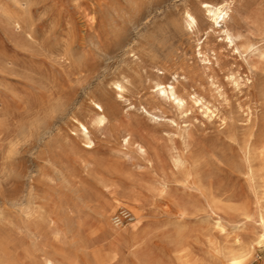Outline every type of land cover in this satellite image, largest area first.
Instances as JSON below:
<instances>
[{"label": "rangeland", "instance_id": "374dc122", "mask_svg": "<svg viewBox=\"0 0 264 264\" xmlns=\"http://www.w3.org/2000/svg\"><path fill=\"white\" fill-rule=\"evenodd\" d=\"M202 1L229 2L224 27ZM157 82H174L185 106ZM91 98L108 112L103 127ZM263 205L264 0H0V264L49 253L63 264H227L233 254L264 264Z\"/></svg>", "mask_w": 264, "mask_h": 264}, {"label": "bare ground", "instance_id": "6f19581e", "mask_svg": "<svg viewBox=\"0 0 264 264\" xmlns=\"http://www.w3.org/2000/svg\"><path fill=\"white\" fill-rule=\"evenodd\" d=\"M231 2V1H230ZM202 3H203V8H204V5L205 4H210V5H212L211 7H209V8H207V9H205L204 8V11L207 13V15L209 16V18L212 20V22L214 23V24H217V26H218V24L220 25V27H224V23H225V20H226V18L230 15L229 13V11H230V6H229V2H222V3H218V2H214V1H202ZM201 3V4H202ZM220 5H223V6H220ZM186 11V10H185ZM186 13V22H187V24L190 26V27H192L191 25H193V24H196V22H197V18L195 19V16L191 13V12H189V11H187V12H185ZM194 13V12H193ZM203 13V12H202ZM204 14V13H203ZM7 15V14H6ZM4 16V15H3ZM189 16H191L193 19H189ZM203 16H205V15H203ZM10 17V16H9ZM8 16H7V19L9 18ZM221 17H226L225 19H221ZM230 17V16H229ZM228 17V18H229ZM11 18L13 19V17L11 16ZM14 18H16L15 16H14ZM205 18H207L206 16H205ZM6 19V18H5ZM10 19V18H9ZM18 20V19H17ZM209 20V19H208ZM9 21V20H8ZM16 21V20H15ZM14 21V22H15ZM5 22H7V21H5ZM10 22H11V20H10ZM19 22V21H18ZM18 22H16L17 24H18ZM212 22H211V25H212ZM9 23V22H8ZM13 24V23H12ZM16 24V25H17ZM15 25V26H16ZM223 25V26H222ZM194 26V25H193ZM18 27V26H17ZM214 27V26H213ZM15 28V27H14ZM216 28V27H215ZM218 28V27H217ZM229 28V27H228ZM214 29V28H213ZM222 29V28H221ZM219 30H220V28H219ZM219 30H218V32H219ZM222 32L225 34V37H223V39H225V38H229V39H227V40H229L231 43H233V39L231 38V34L229 33V31L226 29V28H223L222 29ZM233 40V41H232ZM226 41V40H225ZM235 43V42H234ZM232 45V44H231ZM233 46V45H232ZM200 48V47H199ZM235 48V47H234ZM201 49V48H200ZM237 50V49H236ZM199 52H200V50H199ZM198 52V53H199ZM205 55V54H204ZM205 58H206V55H205ZM78 59V58H77ZM207 59V58H206ZM208 60V59H207ZM122 75V74H121ZM121 77V76H120ZM119 80H121V79H119ZM127 80V79H126ZM125 80V81H126ZM130 80V79H129ZM124 81V82H125ZM172 82V81H171ZM111 83V82H110ZM174 83V82H173ZM173 83H167V84H164V83H161V82H157L156 83V86H157V94L159 95V93H166V94H170V96H172L173 97V99H172V101L174 100L176 103V107L178 106V107H182L183 105L185 106V104H184V99L178 94V92L176 91V89H175V86H174V84ZM109 84V83H108ZM107 84V85H108ZM112 84H114V90H115V92H116V94H117V99H123L124 98V92H125V86H124V84L122 83V81H115L114 83H112ZM100 86H102V85H100ZM103 87V86H102ZM102 87H100V88H102ZM112 87V88H113ZM99 88V87H98ZM99 90V89H98ZM101 90V89H100ZM99 90V91H100ZM104 90V89H103ZM102 90V91H103ZM107 90V89H106ZM105 90V91H106ZM105 91H103V93L105 92ZM109 93V92H108ZM126 93V92H125ZM156 93V92H155ZM92 94V93H91ZM95 94H96V92H95ZM99 94H102L101 92L99 93ZM107 94V93H106ZM193 94V93H192ZM102 95H104V94H102ZM100 96V95H99ZM109 97H110V95H108ZM91 97V96H90ZM94 97V96H93ZM113 97V96H112ZM114 97H115V95H114ZM171 97V98H172ZM194 97V96H193ZM89 98V97H88ZM94 98H96V97H94ZM196 98H197V96H196ZM195 98V99H196ZM92 99V98H91ZM97 99V98H96ZM98 99H99V97H98ZM97 99V100H98ZM109 99V98H108ZM113 99V98H112ZM125 99V98H124ZM159 99V98H158ZM115 100V99H114ZM161 100V99H160ZM159 100V101H160ZM168 100V99H167ZM171 100V99H170ZM169 100V101H170ZM187 100V99H186ZM193 100V99H192ZM202 100V99H201ZM88 101H90V100H88ZM93 101V102H92ZM92 101H90L89 102V104L92 102L93 104H94V107L95 108H93L92 106V104H91V106H90V108L92 107L93 109H95V117H94V119H93V123L94 124H96V126H98V127H103V126H105L108 122H109V115H108V112H107V110L105 109V107L103 106V104L101 103V102H99V101H96V100H94V99H92ZM117 101V100H116ZM124 101V100H123ZM198 101V100H197ZM103 102V101H102ZM122 102V101H121ZM128 102V101H127ZM198 102H200V101H198ZM196 103V102H195ZM203 103H204V100H203ZM88 104V105H89ZM125 104H126V101H125ZM139 104V103H138ZM174 104V103H173ZM172 104V105H173ZM87 105V104H86ZM87 105V106H88ZM97 105H99V107H97ZM106 105V104H105ZM124 105V104H123ZM122 105V106H123ZM135 105V104H134ZM134 105H133V107H134ZM208 105V104H207ZM116 106V105H115ZM137 106V105H136ZM140 106V105H139ZM145 106V105H144ZM143 105H142V110H143V112L145 113V114H152V113H150L149 112V110L147 109V108H145ZM204 106V105H203ZM117 107V106H116ZM126 108H127V106H125ZM129 107V106H128ZM208 107V106H207ZM84 108V107H83ZM85 108H86V106H85ZM88 108V107H87ZM184 108V107H183ZM116 109V108H115ZM114 109V110H115ZM128 109V108H127ZM185 109H187V107L185 108ZM185 109H184V111H185ZM80 110H86V109H80ZM88 110V109H87ZM90 110H92V109H90ZM118 110V109H117ZM139 110V109H138ZM202 110V109H201ZM207 110H209L208 108H207ZM79 111V110H78ZM125 112H126V110H124ZM152 111V110H151ZM182 111V110H181ZM183 111V112H184ZM188 111V110H187ZM213 111V110H212ZM80 112V111H79ZM91 112V111H90ZM120 112H121V110H120ZM136 112V111H135ZM84 113V112H83ZM93 113V112H92ZM139 113V112H138ZM143 113V114H144ZM179 113V112H178ZM210 113V112H209ZM212 113V112H211ZM85 114V113H84ZM91 114V113H90ZM90 114H89V116H90ZM118 114V113H117ZM126 114V113H125ZM180 114V113H179ZM206 114V113H205ZM210 116H211V114H209ZM212 115H214V114H212ZM80 116H81V114H80ZM148 116V115H147ZM152 117H153V115H151ZM82 117V116H81ZM87 117V116H86ZM149 117V116H148ZM85 118V117H84ZM128 119V118H127ZM49 120V119H48ZM74 120V119H73ZM125 120V119H124ZM150 120V119H149ZM155 120V119H154ZM52 121V120H51ZM76 121H78V120H76ZM151 121V120H150ZM153 121V120H152ZM162 121V120H161ZM84 122V121H83ZM83 122H80V120L78 121V130H76V131H78L79 132V135H78V137L80 138V135L83 137V138H85L86 139V143H87V146H84V147H86V148H89L90 147V144H91V138H90V136L92 137V135H89V129L87 128L88 126H86ZM74 123V122H73ZM155 123H156V121H155ZM159 123V122H158ZM89 125H91V124H89ZM139 125V124H138ZM137 125V126H138ZM74 126H75V124H74ZM91 127V126H90ZM124 127V126H123ZM176 127H177V125H176ZM138 128V127H137ZM74 129H76V127L74 128ZM183 129H185V128H183ZM106 130V129H105ZM121 130V129H120ZM118 131V130H117ZM122 131V130H121ZM72 132V131H71ZM96 132H97V130H96ZM120 132V131H119ZM91 133V132H90ZM100 133V132H99ZM121 133V132H120ZM125 133V132H124ZM124 133L121 135V136H123L120 140H122V143H123V141L125 142V143H129L130 142V140H131V135L129 134V133H126L125 135H124ZM75 134H77V132L75 133ZM111 135H112V133H111ZM116 135V134H115ZM115 135H112V136H115ZM182 135H183V133H182ZM118 136V135H117ZM153 136V135H152ZM68 137V136H67ZM110 137V136H109ZM155 137V136H154ZM75 138H77V136L75 137ZM115 138V137H114ZM118 138V137H117ZM116 138V139H117ZM134 138V137H133ZM132 138V139H133ZM93 139V138H92ZM65 140V139H64ZM68 140H69V138H68ZM80 140H81V138H80ZM117 140H119V138L117 139ZM85 141V140H84ZM135 141V140H134ZM70 142V141H69ZM80 142V141H79ZM94 142V141H93ZM121 142V141H120ZM120 142H117V143H119L120 144ZM66 144H67V141H66ZM73 144V143H72ZM69 145V144H68ZM83 145H84V143H83ZM94 145H95V143H94ZM130 145V144H129ZM132 146H133V144H131ZM137 145V144H136ZM139 145V147H138V149H140L141 151H144V148H143V146L142 145H140V144H138ZM189 145V144H188ZM67 146V145H66ZM92 146V145H91ZM145 146V145H144ZM93 147V146H92ZM91 147V148H92ZM146 147V146H145ZM68 148V147H67ZM71 148V147H70ZM69 148V149H70ZM75 148H76V145H75ZM124 148V147H123ZM127 148V147H126ZM90 149V148H89ZM135 149L136 148H134V151H135ZM147 148H145V150H146ZM72 151L71 152H73L74 150L73 149H71ZM80 150H82V149H80ZM147 151H148V149H147ZM68 152V151H67ZM70 152V153H71ZM77 152H79V153H81L79 150L77 151ZM77 152L75 151V154H77ZM82 153H84V152H82ZM139 153V152H138ZM141 153V152H140ZM13 154V153H12ZM145 154H147V153H145ZM175 154V153H174ZM174 154H172V155H174ZM10 155V154H9ZM78 155V154H77ZM139 155V154H138ZM180 155V154H179ZM80 155H78V157H79ZM84 157H85V155H83ZM140 156V155H139ZM181 156V155H180ZM179 156V157H180ZM141 157H143V155L141 156ZM178 157V156H177ZM179 157H178V159H179ZM88 159H89V157H87ZM172 158V157H171ZM80 159H83V158H79V160ZM85 159V158H84ZM83 159V160H84ZM147 159V158H146ZM173 159V158H172ZM181 159H182V156H181ZM180 159V160H181ZM79 160H78V162H79ZM171 160V159H170ZM97 161V160H96ZM95 161V162H96ZM149 161H151L150 159H149ZM182 161V160H181ZM90 162V161H89ZM94 162V163H95ZM152 162V161H151ZM183 162H184V159H183ZM98 163V162H97ZM181 163V162H180ZM116 164V165H115ZM115 164H112V165H115V166H117V163H115ZM96 165V164H95ZM99 165V164H98ZM119 165V164H118ZM97 166V165H96ZM99 166H102V165H99ZM98 166V167H99ZM85 167H86V165H85ZM101 168V167H100ZM117 168V167H116ZM14 173V172H13ZM107 174V173H106ZM107 178V176H103V178ZM126 179V178H125ZM100 180V179H99ZM107 180V179H106ZM132 180V179H131ZM101 181V180H100ZM99 181V182H100ZM110 181V180H109ZM135 181V180H134ZM165 181V180H164ZM112 182V181H111ZM123 182V181H122ZM105 183V182H104ZM124 183V182H123ZM140 183V182H139ZM100 184H102V183H100ZM109 184H110V182H109ZM116 184V183H115ZM130 184V183H129ZM157 184V183H156ZM107 185V184H106ZM131 185H134V184H131ZM130 185V187H132V189H133V187L134 186H136V185H134V186H131ZM143 185V184H142ZM167 185V184H166ZM126 186V185H125ZM137 187V186H136ZM165 187H167V186H165ZM119 188H120V186H119ZM154 188H156V187H154ZM122 189V188H121ZM129 189V188H128ZM166 189V188H165ZM119 190V189H118ZM164 190V189H163ZM104 191H106V189L104 190ZM125 191H127V190H125ZM102 192V191H101ZM109 192V191H108ZM119 192V191H118ZM121 192V191H120ZM116 193V192H115ZM123 193V192H122ZM134 193V192H133ZM162 195V194H161ZM137 196V195H136ZM102 197V196H101ZM113 197V196H112ZM132 197V196H131ZM140 197V196H139ZM120 198V197H119ZM118 198V199H119ZM105 199V198H104ZM114 201V200H113ZM127 201V200H126ZM109 202V201H108ZM32 203V202H31ZM115 203H117L118 204V202H115ZM124 203V202H123ZM122 203V204H123ZM30 204V203H29ZM110 204V203H109ZM113 204V203H112ZM121 204V203H120ZM102 205V204H101ZM125 205H126V203H125ZM104 206V205H103ZM111 206V205H110ZM123 206V205H122ZM264 206V205H263ZM105 207V206H104ZM103 207V208H104ZM128 207V206H127ZM126 207V208H127ZM131 207V206H130ZM130 207H128V208H130ZM106 208V207H105ZM104 208V209H105ZM137 208V207H136ZM212 208V207H211ZM60 210H62V208H59ZM110 210V209H109ZM133 210V209H132ZM105 211V210H104ZM131 211V210H130ZM261 211V210H260ZM28 213L29 211H25V213ZM32 212H34V211H32ZM46 212V211H45ZM45 212H41V213H43V214H45ZM59 212V211H58ZM123 212V211H122ZM128 212V211H127ZM126 212V213H127ZM49 213V212H48ZM47 212H46V214H48ZM51 213L52 212H50V215H51ZM61 213V212H60ZM63 213H65V212H63ZM105 213V212H104ZM104 213H103V216H105L104 215ZM125 213V214H126ZM263 213V215H264V212H262ZM53 214V213H52ZM58 215V214H57ZM133 215V214H132ZM245 215H247V214H245ZM263 215H261V216H259L260 217V221H261V224H262V226H264V216ZM31 216H32V213H31ZM34 216V215H33ZM48 216H49V214H48ZM52 216V215H51ZM54 216H55V213H54ZM53 216V217H54ZM214 216H216V215H214ZM220 216V215H219ZM26 217H24V219H25ZM40 218V217H39ZM42 219L44 218L43 216L41 217ZM40 218V219H41ZM50 218V217H49ZM59 218H61L60 216H59ZM107 218H108V216H107ZM121 218H122V214H117V213H114V214H112V216H111V220H112V224L114 225V226H117V225H119L120 224V222H121ZM132 218H134V217H132ZM23 219V220H24ZM33 219V218H32ZM45 219V218H44ZM43 219V220H44ZM139 219V218H138ZM29 220V219H28ZM35 220H37V222L39 221V219L38 218H36ZM42 220V221H43ZM48 220V219H47ZM58 220V219H57ZM61 220V219H60ZM106 220V219H105ZM110 220V221H111ZM136 220V219H135ZM214 220V219H213ZM33 221V220H32ZM52 221V220H51ZM59 221V220H58ZM58 221H54V222H56V224H58L57 222ZM27 223H28V221H26ZM26 222H24V223H26ZM36 222V221H35ZM36 222V223H37ZM40 222V221H39ZM60 222V221H59ZM108 222V221H107ZM107 222H106V225H107ZM216 222V221H215ZM23 223V222H22ZM21 223V224H22ZM43 223V222H42ZM44 223H45V220H44ZM62 223V222H61ZM65 223V222H64ZM29 224V223H28ZM40 224H41V222H40ZM47 224L48 223H46V226H47ZM23 225V224H22ZM35 225V224H34ZM43 224H41V226H42ZM62 226H63V223L61 224ZM66 225V224H65ZM23 226H25V225H23ZM48 226H50V225H48ZM59 226H60V224H59ZM67 226V225H66ZM66 226H64V229H65V227ZM109 226V225H108ZM128 226V225H127ZM29 227H33V226H31V224H30V226ZM51 227V226H50ZM103 227H105V226H103ZM33 228H36L37 229V226H35V227H33ZM40 229H42L43 227H39ZM39 228L37 229L38 231H39ZM47 228V227H46ZM52 229H53V225H52V227H51ZM108 228V227H107ZM4 229H6V228H4ZM3 229V230H4ZM18 229V228H17ZM105 229V228H104ZM112 229H113V227H112ZM126 229V228H125ZM143 229V228H142ZM3 230H1V232L3 231ZM61 230V229H60ZM68 230V229H67ZM103 230V229H102ZM111 230V229H110ZM138 230V229H137ZM262 232H259V235H256V236H258V242H262V241H264V228L262 227ZM24 231V230H23ZM27 230H25L24 232H26ZM49 231V230H48ZM56 232H57V229L55 230ZM65 231V230H64ZM184 231V230H183ZM182 231V232H183ZM1 232H0V237H1ZM4 232H6V230L4 231ZM10 232V231H9ZM12 232V231H11ZM17 232V231H16ZM36 232V231H35ZM139 232V231H138ZM137 232V233H138ZM181 232V233H182ZM34 233V232H33ZM64 233V232H63ZM92 233V232H91ZM112 233V232H111ZM110 233V234H111ZM115 233V232H114ZM118 233V232H117ZM121 233V232H120ZM136 233V232H135ZM172 233H174V236L175 235H177V233L175 234V232H172ZM184 233V232H183ZM2 234H4V233H2ZM26 234H30L29 232L28 233H26ZM36 234V233H35ZM39 234V233H38ZM65 234H66V232H65ZM97 234V233H96ZM104 234V233H103ZM124 234V233H123ZM179 234H180V231H179ZM5 235V234H4ZM34 235V234H33ZM33 235H31L30 237H32ZM92 235V234H91ZM90 235V236H91ZM130 235V234H129ZM147 235V234H146ZM169 235V234H168ZM181 235V234H180ZM3 236V235H2ZM7 236V235H6ZM5 236V238H7ZM26 236V235H25ZM28 236V235H27ZM37 236V235H36ZM92 236H94V235H92ZM108 237L109 236V234H106L105 235V237ZM112 236H114V235H112ZM117 236V235H116ZM127 236H128V234H127ZM137 236V235H136ZM177 236H179V235H177ZM177 236H176V239H178L177 238ZM237 236V235H236ZM19 237V236H18ZM21 237H23L22 235L20 236V239H21ZM38 237V236H37ZM96 237H97V235H96ZM110 237V236H109ZM122 237V236H121ZM130 237V236H129ZM146 237V236H145ZM184 237V236H183ZM182 237V238H183ZM24 238V237H23ZM26 238V237H25ZM24 238V239H25ZM29 238V237H28ZM27 238V239H28ZM44 238V237H43ZM62 238V237H61ZM124 238H125V235H124ZM172 238V237H171ZM181 238V239H182ZM240 238V237H239ZM4 239V238H3ZM26 239V240H27ZM31 240L33 239V237L32 238H30ZM92 239V238H91ZM90 239V240H91ZM99 239V238H98ZM97 239V240H98ZM111 239V238H110ZM118 239H121L122 240V238H120V237H118ZM148 239V238H147ZM2 240V239H1ZM0 240V241H1ZM29 240V239H28ZM31 240H29V243H30V247H32V243L33 242H30ZM33 240H36V238H34ZM96 240V241H97ZM150 240V239H149ZM148 240V241H149ZM172 240H174V239H172ZM234 240V239H233ZM23 240H21V242H22ZM25 241V240H24ZM23 241V242H24ZM84 240H82V242H83ZM89 241V240H88ZM92 241H93V239H92ZM119 241V240H118ZM125 241V240H124ZM180 241V240H179ZM182 241V240H181ZM82 242H80V243H82ZM87 242V241H86ZM113 242V241H112ZM120 242V241H119ZM123 242V241H122ZM164 242V241H163ZM1 243V242H0ZM4 243V242H3ZM79 243V244H80ZM89 243V242H88ZM114 243V242H113ZM126 243H127V239H126ZM213 243V242H212ZM239 243H241V241L239 242ZM254 243H257V242H254ZM22 244V243H21ZM35 244V243H34ZM34 244H33V246H34ZM39 244V243H38ZM37 244V245H38ZM143 244H145V243H143ZM176 244V243H175ZM177 244H178V242H177ZM2 245V244H1ZM10 245V244H9ZM26 244H24V246H25ZM81 245V244H80ZM126 245V244H125ZM150 245V244H149ZM165 245V244H164ZM178 245H181V244H178ZM244 245V244H243ZM259 245H261V244H259ZM264 245V244H263ZM27 246H29V245H27ZM68 247V245H65V247ZM113 246V245H112ZM116 246V245H115ZM114 246V247H115ZM134 246V245H133ZM170 246V245H169ZM173 246V245H172ZM231 246V245H230ZM237 246H240V244L239 245H236V249H238L239 247H237ZM257 246V245H256ZM39 247V246H38ZM61 247V246H60ZM81 247V246H80ZM145 247V246H144ZM173 247H175V246H173ZM185 247V246H184ZM4 248V247H3ZM7 248V247H6ZM25 248V247H24ZM62 248V247H61ZM82 248V247H81ZM109 248V247H108ZM116 248V247H115ZM152 248V247H151ZM178 248V247H177ZM245 247H243V249H244ZM9 249H11L10 247H8V249L7 250H9ZM13 249V248H12ZM32 249V248H31ZM46 249V248H45ZM49 249V248H48ZM54 249H55V247H54ZM57 249V248H56ZM55 249V250H56ZM59 249V248H58ZM64 249V247L61 249V252H62V250ZM182 249V248H181ZM228 249V248H227ZM229 249H231V248H229ZM228 249V250H229ZM242 249V250H243ZM246 249L248 250L249 248H247L246 247ZM27 250V249H26ZM35 250H36V248H35ZM40 250V249H39ZM77 250V249H76ZM118 250V249H117ZM186 250V249H185ZM235 250V249H234ZM24 251H25V249H24ZM42 251V250H41ZM45 251V250H44ZM67 252H69L68 250H66ZM177 251V250H176ZM0 252H2V251H0ZM10 252H12V250L11 251H8V253H10ZM22 252V251H21ZM29 252V251H28ZM27 252V253H28ZM32 252V251H31ZM31 252H29V253H31ZM57 252H59V250L57 251ZM71 252H73L72 250H71ZM76 252V251H75ZM108 252V251H107ZM146 252V251H145ZM241 252H243V251H241ZM244 252H246V250L244 251ZM17 253V252H16ZM23 253V252H22ZM33 253V252H32ZM70 253V252H69ZM104 253V252H103ZM102 253V254H103ZM112 253V252H111ZM177 253V252H176ZM240 253V252H239ZM12 254V253H11ZM34 254V253H33ZM142 254V253H141ZM149 254H151V253H149ZM158 254V253H157ZM178 254V253H177ZM191 254V253H190ZM232 254H233V252H232ZM248 254H250V252L249 253H247V256H248ZM12 255H14V254H12ZM24 255V254H23ZM41 255H43L42 253H41ZM70 255V254H69ZM135 255V254H134ZM137 255V254H136ZM139 255V254H138ZM137 255V256H138ZM159 255V254H158ZM179 255V254H178ZM185 255V254H184ZM11 256V255H10ZM28 256H30V254H28ZM32 256V255H31ZM35 256H37V255H35ZM72 256V255H71ZM104 256V255H103ZM116 256V255H115ZM117 256H118V252H117ZM142 256V255H141ZM140 256V257H141ZM144 256H146V253H145V255ZM150 256H152V255H150ZM160 256L161 255H159V259H160ZM186 256V255H185ZM244 256L245 255H242V254H233V255H231L228 259H227V264H244ZM6 257V256H5ZM20 257H21V255H20ZM38 257V256H37ZM73 257V256H72ZM134 257V256H133ZM156 257H158L157 255H156ZM176 257H178V256H176ZM183 257V256H182ZM13 258V257H12ZM69 258H70V256H69ZM116 258V257H115ZM120 258V257H119ZM135 258V257H134ZM162 258V257H161ZM191 258V257H190ZM194 258V257H193ZM35 259V258H34ZM40 259V258H39ZM102 259H104V258H102ZM121 259H122V257H121ZM178 259V258H177ZM197 259H199V258H197ZM2 260V259H1ZM5 260V259H4ZM7 260V259H6ZM28 260H30V259H28ZM36 260V259H35ZM38 260V259H37ZM36 260V261H37ZM118 260V259H117ZM142 260V259H141ZM188 260V259H187ZM10 261H11V259H10ZM31 261V260H30ZM156 261V260H155ZM157 261H159L158 259H157ZM156 261V262H157ZM192 261V260H191ZM202 261V260H201ZM247 261V260H246ZM2 262V261H1ZM6 262V261H5ZM115 262V261H114ZM113 262V263H114ZM118 262V261H117ZM184 262H185V264L188 262V261H185V259H184ZM196 262V261H195ZM4 264V263H3ZM30 264H32V262L30 263ZM33 264H35V262L33 263ZM38 264H39V261H38ZM41 264H63V262H60L59 260H57L56 258H55V256H53L52 254H44L43 255V257H42V259H41ZM118 264H120V263H118ZM166 264H167V262H166ZM190 264V263H189ZM194 264H197V263H194Z\"/></svg>", "mask_w": 264, "mask_h": 264}, {"label": "snow or ice", "instance_id": "6c2138e0", "mask_svg": "<svg viewBox=\"0 0 264 264\" xmlns=\"http://www.w3.org/2000/svg\"><path fill=\"white\" fill-rule=\"evenodd\" d=\"M212 5H210V4H205L204 5V8L205 9H207V8H209V7H211ZM220 6H223V5H220ZM226 17H221V19H225ZM189 19L191 20V19H193L191 16H189ZM97 107H99V105H97Z\"/></svg>", "mask_w": 264, "mask_h": 264}]
</instances>
